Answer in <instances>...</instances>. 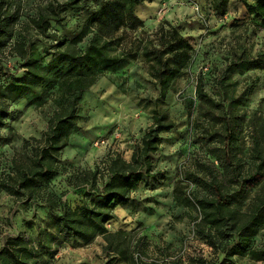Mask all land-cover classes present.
Returning <instances> with one entry per match:
<instances>
[{"label": "rangeland", "instance_id": "374dc122", "mask_svg": "<svg viewBox=\"0 0 264 264\" xmlns=\"http://www.w3.org/2000/svg\"><path fill=\"white\" fill-rule=\"evenodd\" d=\"M50 1L24 0L22 22L15 29L16 35L29 17ZM255 2L231 0L225 12L220 14L213 11L211 0H146L136 7L143 27L135 31L125 27L116 36L126 32L121 43L127 49L137 48L153 40L161 25L172 24L193 47L190 68L174 84L167 99L159 103V107L167 111L177 125L175 130L162 134L159 150L153 155L154 172L159 174L139 183L131 192L130 202L118 206L114 211L116 218L106 224L109 231L122 230L131 234L134 245L138 239H145L137 252L132 248L136 258L161 264L180 259L190 263L191 259L199 258L209 261L220 259V263L225 259V252L215 253L197 236L195 219L200 221V213L189 212L177 205L173 192L181 183L183 193L204 196L205 192L185 177L187 173L207 176L208 170L204 167L213 169L218 179L223 177L218 160V149L223 145L219 135L222 124L205 112V106H201L196 95L200 79L205 93L216 101L224 100L227 107L232 105L240 113V148L237 154L242 161L241 177L251 179L249 176L258 167L254 153L255 137L261 142L264 157V67L247 69L243 66L226 70L236 55L244 54L250 59L264 56V29L259 28L260 20L251 17L247 8ZM88 5L97 7V3L91 1ZM196 6L200 7V13L194 11ZM91 16L89 10L67 8L61 24H53L51 33L72 42ZM34 37L36 51L43 58L44 65L65 47L61 48L43 36ZM89 37L78 43L77 48H84ZM119 44L115 42L110 54L120 53ZM11 62V67L20 68V63ZM151 67L152 64L139 52L122 66L106 72L84 94L77 106L76 127L70 133L68 146L61 152L59 175L44 186L47 191H43L46 193L44 196L54 193L70 207L76 208L82 204L91 187H73L69 185V177L79 170L99 169L102 178L98 186H101L107 179V165L111 158L120 156L131 160L144 131L153 123V105L148 100L157 99L158 90L150 76ZM38 89V96L28 95L10 103L8 116L0 126V181L11 173L14 160L20 162L23 157L31 155V148H24V140L40 139L59 107L56 88L45 84ZM244 91L246 95L240 102L230 104ZM215 112L220 116V110ZM210 134L213 135L211 138ZM248 185L252 189L249 200L236 202L244 212L254 195L264 197V168L260 178ZM227 190L230 191V187ZM45 198L31 202L27 197L15 199L0 193V250L9 238L23 236L51 264H108L103 237L99 236L89 244L62 239L59 227L49 217ZM253 246L257 249L264 247V226L258 230ZM227 264L264 262L231 258Z\"/></svg>", "mask_w": 264, "mask_h": 264}, {"label": "trees", "instance_id": "16d2710c", "mask_svg": "<svg viewBox=\"0 0 264 264\" xmlns=\"http://www.w3.org/2000/svg\"><path fill=\"white\" fill-rule=\"evenodd\" d=\"M90 1L97 3V7H89ZM145 1L51 0L46 7L38 8L16 35L15 29L22 22L24 0H0V54L14 39L12 52L19 58L15 63L21 64L20 68L13 66L8 69L7 60L0 59V126L4 125L8 116L10 103L28 95L38 96V88L45 84L56 88L59 102L42 137L24 140V148H31V155L23 157L20 162L13 161L11 173L0 181V193L4 192L15 199L27 197L31 202L46 197L49 217L59 227L62 239L65 242L79 240L89 244L97 237H103L106 241L104 250L108 254V264L118 261L161 264L135 257L134 252L139 250L144 238L138 239L134 245L131 234L122 230L109 231L106 224L116 218L114 211L118 206L130 202L131 192L139 183L159 174L154 172L153 155L159 150L162 134L177 127L169 113L159 107V103L167 99L174 84L192 63L191 43L172 24L161 25L154 33L153 40L137 48L127 49L121 43L126 32L116 37L125 27L133 31L143 27V21L136 14V7L143 5ZM230 1L211 0L213 11L223 14ZM67 8L89 10L92 13L81 33L72 42L51 33L53 24H61ZM247 8L251 17L260 20L259 28L264 29V0H256L253 5H247ZM34 36H43L53 40L57 46L65 47L44 65L43 58L36 51ZM88 36L90 37L85 47L78 49L77 44ZM116 41L120 43L121 51L112 55L110 49ZM139 52L152 64L150 76L158 90V98L148 100L153 105V123L144 131L131 160L127 161L120 156L111 158L107 165V179H104L101 186H98L102 178L99 169L79 170L69 177L67 180L73 187H91L82 204L76 208L70 207L62 197H57L54 193L44 196L46 193L43 194V191L47 192L44 186L59 175L61 152L68 146L70 133L76 127L78 103L100 77L138 56ZM243 66L247 69L264 67V56L250 59L245 58L244 54L236 55V59L230 62L226 70ZM196 95L201 106H205V112L222 124L219 135L223 145L218 149V160L223 177L218 179L215 171L208 167H204L208 170L207 176L187 173L185 177L197 184L205 195L200 197L196 193H183L181 183H178L173 197L177 205L189 212L200 213V221L195 219L197 236L215 253L225 252V259L220 263V259H191L190 263H184L180 259L169 264H227L231 258L264 262V247L257 249L253 246L258 230L264 226V197L254 195L245 212L236 203L249 200V191L252 189L248 184L260 178L263 171L261 142L258 137L254 138L258 167L249 176L251 179H245L240 175L242 161L237 154L240 148V113L232 105L227 107L224 100L216 101L205 93L202 79L197 83ZM245 95L246 91L230 104L240 102ZM216 109L220 110V116L216 114ZM212 136L210 134L209 138ZM226 178H229L228 184ZM183 181L184 179L181 182ZM227 187H230V191ZM0 264L51 263L40 251L30 246L25 237L18 236L9 238L0 250Z\"/></svg>", "mask_w": 264, "mask_h": 264}, {"label": "built area", "instance_id": "2783aa9c", "mask_svg": "<svg viewBox=\"0 0 264 264\" xmlns=\"http://www.w3.org/2000/svg\"><path fill=\"white\" fill-rule=\"evenodd\" d=\"M194 11L196 13H200V7L196 6L194 8ZM14 43H15V41L13 39L12 42L9 44V47L2 54H0V59L2 58V59H6L7 60L6 66H7L8 69H12L13 68V66L11 67V63H12L11 61H16L17 59L19 60V58H17L16 55L13 54V52H12V47H13Z\"/></svg>", "mask_w": 264, "mask_h": 264}]
</instances>
